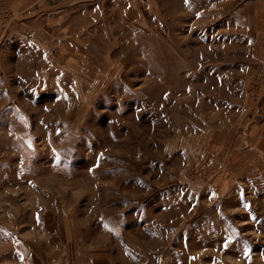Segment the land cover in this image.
I'll return each mask as SVG.
<instances>
[{"label":"rangeland","instance_id":"obj_1","mask_svg":"<svg viewBox=\"0 0 264 264\" xmlns=\"http://www.w3.org/2000/svg\"><path fill=\"white\" fill-rule=\"evenodd\" d=\"M0 264H264V0H0Z\"/></svg>","mask_w":264,"mask_h":264}]
</instances>
